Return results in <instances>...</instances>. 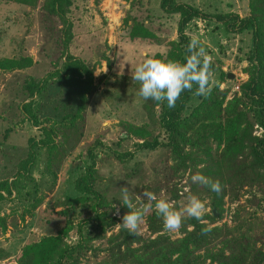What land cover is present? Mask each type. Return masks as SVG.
<instances>
[{
  "label": "rangeland",
  "instance_id": "rangeland-1",
  "mask_svg": "<svg viewBox=\"0 0 264 264\" xmlns=\"http://www.w3.org/2000/svg\"><path fill=\"white\" fill-rule=\"evenodd\" d=\"M43 1L39 0L36 7L0 1V59L31 55L35 61L23 70L0 69V182L15 177L19 162L27 157L29 139H39L41 127L54 128L58 142L53 151L41 152L32 169L36 183L20 179L23 195L14 194L0 202V264H17L25 245L44 236L56 235L64 228L72 227L68 235L62 234L64 242L75 243L79 237L78 227L83 225L85 231L91 226L84 223L90 208L85 204L75 206L68 198L80 195L75 181L86 170L89 163L86 150L95 140L106 147L98 150L96 188L110 201L107 207L110 215L117 216L121 222L126 208L119 201L122 186L133 190L134 200L136 194L155 193V189L159 191L155 193L158 197L161 193L167 197L168 189L174 184L183 187L188 175L173 174L174 162L169 152L137 148L139 143L152 140L154 136L164 138L160 119L165 102L144 100L139 94V82L131 77L136 65L145 58L166 57L170 42L177 39L179 16L164 13L159 8L160 0H151V12L145 11L138 0H77L69 13L74 23V38L69 50L94 69L93 83L85 92L80 107L77 90L62 86L57 76H49L61 67L63 45L61 23L43 12ZM179 1L209 15L237 13L245 17L250 13V0ZM143 26L150 35L143 34ZM136 27L134 36L132 31ZM187 33L190 37L198 36L213 57L212 89L218 86L228 90L227 100L239 94L240 84L248 78L244 69L248 65L246 54L253 43L251 31H230L215 18L206 17L194 20ZM222 73H227V77L223 78ZM26 78L37 81L49 78L47 91L35 96L32 104L39 126H35L21 108L23 103L31 101L23 88ZM200 100L201 97L193 95L186 113ZM245 102L243 108L247 110L249 102ZM69 113L76 114L73 122L64 120ZM261 133L256 126L254 134ZM114 151L133 152L134 157L120 161L113 155ZM35 184L38 206L33 208L37 201L32 198ZM263 191L264 187L259 185L246 186L240 190L237 200L226 196L223 218L215 225L236 226L239 222L236 213L239 212L243 222L255 221L264 232V212L259 204ZM208 202L206 199L209 213ZM113 204L120 208L119 215L114 214ZM154 211L145 216L141 226V235L145 238L151 236L148 216ZM248 221L243 224L248 225ZM119 229V225L110 228L103 238L94 241L98 256L90 252L82 264H110L108 249L112 244L109 238ZM163 232L174 239L183 235L181 229L175 233Z\"/></svg>",
  "mask_w": 264,
  "mask_h": 264
},
{
  "label": "trees",
  "instance_id": "trees-1",
  "mask_svg": "<svg viewBox=\"0 0 264 264\" xmlns=\"http://www.w3.org/2000/svg\"><path fill=\"white\" fill-rule=\"evenodd\" d=\"M15 2L29 7H36L39 0H0ZM77 0H44L41 9L49 17L59 19L61 23V42L63 45V60L61 67L49 76H57L62 86L76 89L79 104L85 97L94 80V69L85 61L70 53V45L74 38V23L69 17L72 6ZM141 7L151 12L152 2L143 3ZM159 8L167 14L178 15L177 39L170 42V50L166 57L157 55L162 60H176L181 63L187 53V44L191 39L187 33L190 24L197 19L215 18L227 30L234 32L251 31L253 43L251 50L246 54L248 62L244 72L247 80L240 84L239 94L227 100L228 90L213 88L210 97H201L200 102L189 112L188 105L194 95L193 91H184L177 100L174 108L169 109L167 103L162 105L160 126L164 134L152 140H146L137 145L138 149H159L160 152H169L174 162V175L180 172L188 174L183 187L174 184L168 189L167 198L175 201L179 208L186 202L190 192L197 195L202 201L209 200L211 211L204 217L205 224L196 219H186L181 227L183 235L172 238L164 233L162 218L155 211L148 216V228L151 236L145 238L141 234L130 235L126 229L120 227L117 233L109 238L112 244L108 249L110 264H264V232L255 221L244 225L239 212L236 219L239 221L234 227L227 223L222 226L215 223L223 218L224 199L226 196L237 200L240 190L246 186L256 185L264 187V0H250V13L241 17L237 13H220L209 15L200 8L179 0H160ZM150 16V15H148ZM128 24V20L125 21ZM132 33L134 36L135 30ZM143 34L151 32L144 26ZM31 55L19 58L0 59V69L14 71L23 70L34 64ZM215 70V63L212 65ZM223 78L227 73H222ZM49 78L35 80L26 78L24 90L31 101L22 104L21 108L35 126L40 123L33 112L32 104L35 96L47 91ZM249 102V109L243 108ZM75 113L64 117L65 121L73 122ZM256 126L261 129V135L254 134ZM42 136L29 139L27 157L19 162V169L12 180L0 182V202L6 197L23 195L20 179L36 183L32 176V169L37 164L42 151H53L57 145L54 128L41 127ZM106 148L100 140H95L87 147L88 165L83 175L75 181V189L79 196L68 198L73 205H82L90 208L87 220L91 224L87 230L83 225L78 227L79 237L75 243L66 244L63 235H68L70 229H62L56 235L42 237L22 248L17 264H82L84 258L91 252L98 256V249L93 242L105 236L110 228H114L120 219L111 216L107 207L111 205L96 188L98 174V150ZM113 155L120 161L134 157L133 152ZM201 172L213 180H219L222 193L218 196L209 188L192 184L190 176ZM184 187H187L186 191ZM36 184L34 186L33 208L38 205ZM158 193V189L154 190ZM260 208L264 212V191L261 196ZM124 208L123 215L127 212ZM239 211V210H237ZM236 211V212H237ZM92 214V215H91ZM83 223V224H84ZM248 226V229L245 227ZM211 229L206 235L202 228ZM155 235V237H152Z\"/></svg>",
  "mask_w": 264,
  "mask_h": 264
},
{
  "label": "clouds",
  "instance_id": "clouds-1",
  "mask_svg": "<svg viewBox=\"0 0 264 264\" xmlns=\"http://www.w3.org/2000/svg\"><path fill=\"white\" fill-rule=\"evenodd\" d=\"M186 48L188 55L185 56L183 63L150 57L136 65L131 77L133 81L139 82V94L144 100L151 99L157 103L166 101L167 107L172 109L181 94L186 90L193 91L194 85V95L210 97L214 79L213 57L198 36L191 37ZM190 180L192 184L207 187L218 196L222 193L219 180H213L199 171L191 175ZM132 192L128 186L120 188V204L128 211L121 217L122 222L118 225L126 229L130 235L141 234L145 216L153 209L156 215L162 218L163 229L166 232H178L186 219L206 223L204 217L209 211L206 203L190 192L186 196V202L179 208L175 201L169 200L163 193L158 197L151 191H143L142 194H136L134 200ZM112 208L115 209V215L120 214L117 205L113 204ZM210 231L208 227L202 228V234L206 235Z\"/></svg>",
  "mask_w": 264,
  "mask_h": 264
},
{
  "label": "water",
  "instance_id": "water-1",
  "mask_svg": "<svg viewBox=\"0 0 264 264\" xmlns=\"http://www.w3.org/2000/svg\"><path fill=\"white\" fill-rule=\"evenodd\" d=\"M229 77H230V78H234V75H232V74H229Z\"/></svg>",
  "mask_w": 264,
  "mask_h": 264
}]
</instances>
